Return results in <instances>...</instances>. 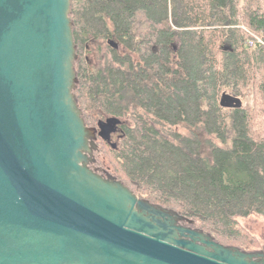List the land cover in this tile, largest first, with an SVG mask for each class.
I'll use <instances>...</instances> for the list:
<instances>
[{
    "label": "trees",
    "instance_id": "trees-1",
    "mask_svg": "<svg viewBox=\"0 0 264 264\" xmlns=\"http://www.w3.org/2000/svg\"><path fill=\"white\" fill-rule=\"evenodd\" d=\"M70 17L85 123L117 120L91 167L224 245L264 247L239 221L264 217V0H71Z\"/></svg>",
    "mask_w": 264,
    "mask_h": 264
},
{
    "label": "water",
    "instance_id": "water-1",
    "mask_svg": "<svg viewBox=\"0 0 264 264\" xmlns=\"http://www.w3.org/2000/svg\"><path fill=\"white\" fill-rule=\"evenodd\" d=\"M71 0H0V264H264L91 167ZM220 105L240 99L222 93Z\"/></svg>",
    "mask_w": 264,
    "mask_h": 264
},
{
    "label": "rangeland",
    "instance_id": "rangeland-1",
    "mask_svg": "<svg viewBox=\"0 0 264 264\" xmlns=\"http://www.w3.org/2000/svg\"><path fill=\"white\" fill-rule=\"evenodd\" d=\"M243 103L252 106V104H253L252 93H250L245 98ZM95 155H96V153H95ZM107 163H104L105 167H103V168H105L106 170H104L102 172L103 173L108 172V173L112 174V172L109 169H107L108 167H106ZM239 221L244 226H246L250 230L251 233H253L255 236L259 237L260 240H262L264 242V217L251 215V216L246 217V218H239Z\"/></svg>",
    "mask_w": 264,
    "mask_h": 264
},
{
    "label": "flooded vegetation",
    "instance_id": "flooded-vegetation-1",
    "mask_svg": "<svg viewBox=\"0 0 264 264\" xmlns=\"http://www.w3.org/2000/svg\"><path fill=\"white\" fill-rule=\"evenodd\" d=\"M111 137V136H110ZM99 172H102V171H99Z\"/></svg>",
    "mask_w": 264,
    "mask_h": 264
}]
</instances>
